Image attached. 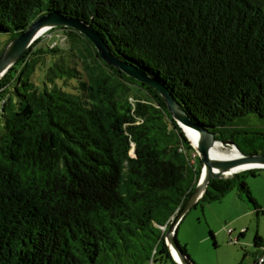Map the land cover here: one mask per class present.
Masks as SVG:
<instances>
[{
    "label": "trees",
    "instance_id": "1",
    "mask_svg": "<svg viewBox=\"0 0 264 264\" xmlns=\"http://www.w3.org/2000/svg\"><path fill=\"white\" fill-rule=\"evenodd\" d=\"M50 13L91 26L218 141L264 154V133L236 123L264 119V0H0V33L8 44ZM259 171L210 181L197 205L239 186L261 213L241 181ZM200 176L164 98L73 29L38 38L0 81V264H177L165 236Z\"/></svg>",
    "mask_w": 264,
    "mask_h": 264
},
{
    "label": "water",
    "instance_id": "2",
    "mask_svg": "<svg viewBox=\"0 0 264 264\" xmlns=\"http://www.w3.org/2000/svg\"><path fill=\"white\" fill-rule=\"evenodd\" d=\"M55 28H68L85 36L98 51L101 59L109 66L116 68L126 76L139 83L148 85L160 94L167 105V109L174 121L183 130L182 125L187 126L198 133L196 145H193L188 135L186 138L192 144L200 159L201 176L194 191L187 198L181 209L171 219L165 236V242L169 247L173 260L178 264H195L180 249L176 233L177 228L187 213L194 208L205 195L210 181L233 178L235 174L248 170L264 169V154L244 155L240 152L234 141H218L216 134L199 126L186 113L183 107L174 99L169 90L157 79H154L137 67L128 64L115 57L107 47L101 36L89 25L79 19L66 17L57 13H50L39 17L17 38L10 41L0 54V81L5 74L23 57L32 44L44 33ZM220 143L224 147L237 149L241 156L220 157L211 153L214 144ZM166 228L164 227L163 230ZM176 254V255H175ZM177 256V257H176Z\"/></svg>",
    "mask_w": 264,
    "mask_h": 264
},
{
    "label": "rangeland",
    "instance_id": "3",
    "mask_svg": "<svg viewBox=\"0 0 264 264\" xmlns=\"http://www.w3.org/2000/svg\"><path fill=\"white\" fill-rule=\"evenodd\" d=\"M56 35L59 38L58 42L65 46L66 41L62 38V33L58 32ZM9 39V34L0 33V54ZM236 123L250 133H264V119H260L254 114L237 119ZM254 136L256 137V135H249V137ZM258 140H264V137L258 136ZM260 142L256 141L255 146L260 145ZM258 174L259 177L243 175L241 181H245L249 184L248 187L251 186L254 192L260 194L264 192V179H261L264 177V171L258 172ZM248 208L254 211L246 194L237 186L219 201L200 203L197 207L192 208L178 225L177 240L180 245L185 247L187 255L195 264H247L260 252L252 247L247 248L246 243L249 242V239L253 241L258 226L264 232V216L262 213H259V216L253 213L247 215L236 225H233L231 220L242 215ZM243 232L246 233L245 237L238 239ZM154 264L172 263L161 259Z\"/></svg>",
    "mask_w": 264,
    "mask_h": 264
},
{
    "label": "crops",
    "instance_id": "4",
    "mask_svg": "<svg viewBox=\"0 0 264 264\" xmlns=\"http://www.w3.org/2000/svg\"><path fill=\"white\" fill-rule=\"evenodd\" d=\"M262 171H264V169L260 170L259 173H261ZM256 177H259V174L256 175ZM261 179H264L261 178ZM249 185V184H248ZM249 189L254 197V199L256 200V202L258 203L259 206V211L262 213L264 212V192L257 194L256 192H254V190L251 189V186H249ZM253 213H256V211L254 210H250L248 208L247 211H245L242 215H238L236 218L231 220V223L233 225L238 224L243 218H245L247 215H251ZM257 214V213H256ZM259 216V213L257 214ZM262 215L264 216V213H262ZM258 223L260 224V221L258 220ZM261 228L258 226V229H256V233L254 235L253 241H250V239L248 240L249 242H247V248H255L257 250V252H259L260 247L264 246V232L262 230H260ZM246 234V233H245ZM244 232L242 234L239 235L238 239L245 237ZM258 236L260 238V241L258 242V245L255 244V237ZM251 248V249H252ZM251 253V252H250ZM253 255V253H252ZM255 261V258L250 259V261L247 264H253ZM178 264V263H177Z\"/></svg>",
    "mask_w": 264,
    "mask_h": 264
},
{
    "label": "bare ground",
    "instance_id": "5",
    "mask_svg": "<svg viewBox=\"0 0 264 264\" xmlns=\"http://www.w3.org/2000/svg\"><path fill=\"white\" fill-rule=\"evenodd\" d=\"M182 128L186 132L188 137L190 138L193 145H196L197 140L199 138L198 133L196 131H194L193 129H191L187 126H184V125H182ZM211 153L214 156L228 157V158L241 156L240 153L237 151V149H234V148L225 149L220 143H216L213 145V147L211 148Z\"/></svg>",
    "mask_w": 264,
    "mask_h": 264
},
{
    "label": "built area",
    "instance_id": "6",
    "mask_svg": "<svg viewBox=\"0 0 264 264\" xmlns=\"http://www.w3.org/2000/svg\"><path fill=\"white\" fill-rule=\"evenodd\" d=\"M254 264H264V246L260 248V252Z\"/></svg>",
    "mask_w": 264,
    "mask_h": 264
},
{
    "label": "clouds",
    "instance_id": "7",
    "mask_svg": "<svg viewBox=\"0 0 264 264\" xmlns=\"http://www.w3.org/2000/svg\"><path fill=\"white\" fill-rule=\"evenodd\" d=\"M166 228V227H165Z\"/></svg>",
    "mask_w": 264,
    "mask_h": 264
}]
</instances>
